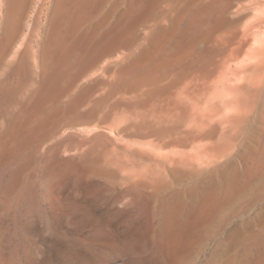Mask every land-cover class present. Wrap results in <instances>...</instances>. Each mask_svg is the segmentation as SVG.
<instances>
[{
  "label": "rangeland",
  "instance_id": "obj_1",
  "mask_svg": "<svg viewBox=\"0 0 264 264\" xmlns=\"http://www.w3.org/2000/svg\"><path fill=\"white\" fill-rule=\"evenodd\" d=\"M112 1L105 0L102 10L110 9ZM120 1L112 2V16L123 7ZM209 1L181 0L178 10L186 16L177 18L174 34L180 44L176 50H171L170 42L164 45L173 57L185 47L194 54L205 53V62L184 58L168 64L163 60L161 65L159 56L148 64L163 75L154 74L156 85L110 91L117 71L114 65L104 69L112 58L105 57L40 110L43 118L53 106L60 111L83 82L96 81L75 110H61L58 121L47 125L56 131L50 134L49 129L30 140L20 130L15 140L7 142L0 152V264H260L264 260V87L247 88L253 107L243 118L227 120L223 105H217L207 120L201 117L209 99L222 94L220 80L228 64L239 66L241 58L248 59L253 39L239 59L230 57L242 37L240 30L254 20L257 5L237 13V3L246 0H212L210 5ZM226 1L230 5L208 37L202 35L209 17L198 29H186L190 14L207 8L215 14ZM168 4L164 0L154 9L148 25L155 19L168 23L169 16L161 14ZM172 10L170 16L176 14ZM47 13L43 0L30 33L32 50L40 44ZM27 23L21 32L27 31ZM146 27L137 26L131 34L139 35L133 49L145 42ZM14 53L12 45L0 61V77L11 71L7 65ZM36 71H30L20 90L22 97L36 85ZM0 123L5 125L3 118ZM209 187L218 193L212 192L215 199L218 196V206L211 221L171 257L162 241L165 221L170 218L178 226L184 207L201 200Z\"/></svg>",
  "mask_w": 264,
  "mask_h": 264
},
{
  "label": "bare ground",
  "instance_id": "obj_2",
  "mask_svg": "<svg viewBox=\"0 0 264 264\" xmlns=\"http://www.w3.org/2000/svg\"><path fill=\"white\" fill-rule=\"evenodd\" d=\"M41 1L43 0H3L4 12L0 16V61L6 55L7 51L10 50L12 45H15V53L12 59H9L10 61L7 65V67L13 71L8 72L6 70L8 73L0 77V119L3 118L5 124L3 126L0 123V152H2V149L7 145V142L16 139L15 132L17 131L21 130L24 134L28 133L30 135V140H36L38 136L43 137L41 136L42 133L48 132L49 129L50 134L56 131V127L54 128L53 126L52 130L47 125H53L55 120H57L56 117L58 115L61 116L60 113L63 114V110H68L66 112L75 110L76 105L79 104L78 102L81 103V98L86 93L88 94L91 86L93 87L91 82L95 84L96 81L94 82V80H92L91 82L88 81V83L87 81L83 82L82 85H80L79 91L74 94V96L68 97L69 99L65 102V107L61 109L62 111L55 110L53 106L54 109H50L48 115L43 118L41 117L40 110L46 107L44 104L54 102L72 81H79L85 73L105 57L111 55L110 57L112 58L104 65V69L109 70L114 65L117 71L115 79L110 83V91H115L122 87L126 90H135L136 88L140 89L139 86L141 85H151L154 83V74L158 75L160 71L157 72L156 65H154L153 69L150 68L148 64L154 60L153 58H159V56L161 57V61H157V63L161 65H163L161 63L163 60V63H169L185 58L197 63H203L208 59L205 53L194 54L195 52L193 53L191 48L187 47H185L186 49L183 48L179 53L177 52L174 57L172 56L173 54L170 55V53L166 52L164 49L166 42L171 43V50H176L177 45L180 44V41L175 38L174 34L178 31L176 28L177 20L186 16L185 11L178 10L181 0H169V7H162L161 14L164 17L167 15L169 16L168 23H162L163 21H156L155 19L154 22L149 25L148 22H150L152 18L154 9L156 10L164 0H119L123 7H120L121 9L117 11L118 13L113 16L111 7L113 6L114 0L112 1L113 3H110V9L106 11L101 8V4L105 0H46L48 13L44 21V32L39 41L40 44L38 48L32 50L31 45H29V40L32 35L31 31L34 29L33 27L36 22V16ZM230 2L226 1L223 5L224 9L222 8L215 14L212 12L208 13V8L200 13L190 14L189 18L186 20L188 23L186 29H198V27H200V22L202 21V23H205V20L209 17L204 27L206 32L203 35L201 34L202 37H208L220 24L219 21L221 20L219 19L223 18L224 11L230 5ZM208 4H212V0H210ZM209 5L206 6L208 7ZM251 5H257L255 6V18L251 23L249 22L250 24L243 30L241 29L242 31L240 30V32H242V37L238 43L239 45L233 51L230 60L239 59L244 46L253 39L254 42L251 43L252 46L250 45V54L248 53L249 57L248 59H246V57L245 59L241 58L242 61L239 66H231V64H228L227 73L224 78L220 80L221 86H218L221 88L222 94L219 92V94L209 99L207 107H205L203 113H201V117H206V120L211 117V111H213L217 105L226 107L227 110L224 112V116L227 120H235L247 116L250 112V108L252 109L253 107V105L252 107L249 105L251 97L247 88L252 87V89L256 91L264 87V0H246L245 2H238L236 5V12H241L242 9H245L247 6L250 8ZM171 9L176 13L173 16L169 15ZM25 21H28L26 24L27 31L21 32L24 30L23 24H25ZM223 24L225 25L224 22ZM140 25H145L147 26L146 28L149 29L143 37L145 42H142L141 47L135 50V48L133 49L134 41L136 38L138 39L139 35L131 36V34L135 32L137 26ZM20 33L21 35L19 36ZM180 33L183 32L180 31ZM31 53L32 57L30 56ZM162 55L164 56L163 58ZM235 65L237 64L235 63ZM157 66H159V64H157ZM32 69L37 70L36 72L39 79L36 80L35 86L28 88L27 93H25L26 95H24L25 97H22L20 90L28 83L30 71ZM50 69L51 71H49ZM137 75L141 77L138 79L135 78ZM159 75H162V73ZM156 80L157 83H159L158 78H156ZM171 81L174 80L171 79ZM154 84L156 85V83ZM155 85H153V87H155ZM255 93L257 94L258 92ZM84 100L85 99H83V102ZM192 104H194V102H192ZM93 106H95V104ZM10 108L14 109L13 112L11 110V113L9 112ZM90 109L93 110L94 108ZM128 113H130V111H128ZM88 115L90 114L88 113ZM87 131L88 130H86V132ZM45 134L47 133L43 135ZM196 153L198 154V152ZM175 161L178 162V160ZM194 163L196 164V162ZM176 164L182 166V163ZM183 166L185 167L186 164H183ZM189 167L193 168L194 166L190 165ZM95 169L97 168L95 167ZM212 189L216 188L213 187ZM212 189L210 187L208 189H202V195L200 194L202 196L201 200H192L184 207L186 208L184 211L185 213L178 226H175L174 221L170 218L165 221L162 230V241L165 240V246L169 248L171 257L174 255L177 256L182 249L187 247L195 236L196 230L199 227H203V225L205 223L207 224V222H209L208 220L211 219V214H213L214 209L218 206V196L216 199L214 198L215 196L213 197L217 191L213 190L214 193L216 191L214 194L212 193ZM260 261L257 263H260ZM260 264H264V260Z\"/></svg>",
  "mask_w": 264,
  "mask_h": 264
}]
</instances>
